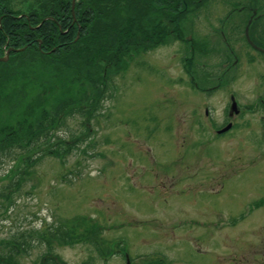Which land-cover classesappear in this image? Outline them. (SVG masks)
Listing matches in <instances>:
<instances>
[{
	"label": "rangeland",
	"instance_id": "obj_1",
	"mask_svg": "<svg viewBox=\"0 0 264 264\" xmlns=\"http://www.w3.org/2000/svg\"><path fill=\"white\" fill-rule=\"evenodd\" d=\"M226 9L215 0L181 22L184 39L125 68L107 63L110 98L90 116L66 110V155L42 157L0 208V249L25 236L19 264L46 250L62 264H264V56L239 35L219 40ZM58 86L98 99L88 79ZM82 218L96 242L37 239L71 226L84 235Z\"/></svg>",
	"mask_w": 264,
	"mask_h": 264
},
{
	"label": "trees",
	"instance_id": "obj_2",
	"mask_svg": "<svg viewBox=\"0 0 264 264\" xmlns=\"http://www.w3.org/2000/svg\"><path fill=\"white\" fill-rule=\"evenodd\" d=\"M71 1L0 0V57L10 50L7 59L0 60V164L11 163L0 174L4 212L42 157L68 152L59 131L66 110L86 117L88 108L98 112L104 98H110L101 86L107 63L125 68L138 52L155 43L166 44L170 36L184 39L181 22L191 15L196 19L201 12V7L191 4L193 0H76L73 16ZM238 8L232 7L226 15L246 7ZM49 69L53 82L46 77ZM63 79H76L82 87L88 79L98 99L88 95L75 99L74 92L62 95L58 85ZM82 220L84 235L71 226L40 233L37 239L96 242L98 227L84 218L76 222ZM7 243L0 249V264H19L17 257L27 253L31 242L20 236L19 241ZM46 251L36 264H62Z\"/></svg>",
	"mask_w": 264,
	"mask_h": 264
},
{
	"label": "flooded vegetation",
	"instance_id": "obj_3",
	"mask_svg": "<svg viewBox=\"0 0 264 264\" xmlns=\"http://www.w3.org/2000/svg\"><path fill=\"white\" fill-rule=\"evenodd\" d=\"M215 0H193L195 7L204 8ZM227 8L218 19V25L214 30L219 34V40L231 45L236 35L245 40L246 45L253 52L264 56V0H225ZM243 12H233L226 15L232 7H243ZM187 36V35H186ZM184 36V37H186Z\"/></svg>",
	"mask_w": 264,
	"mask_h": 264
}]
</instances>
